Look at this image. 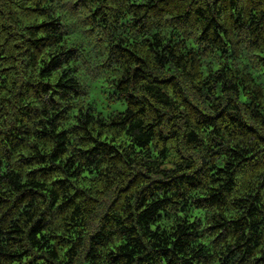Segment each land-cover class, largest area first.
<instances>
[{
  "label": "clouds",
  "instance_id": "clouds-1",
  "mask_svg": "<svg viewBox=\"0 0 264 264\" xmlns=\"http://www.w3.org/2000/svg\"><path fill=\"white\" fill-rule=\"evenodd\" d=\"M0 264H264V0H0Z\"/></svg>",
  "mask_w": 264,
  "mask_h": 264
}]
</instances>
